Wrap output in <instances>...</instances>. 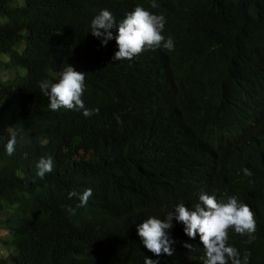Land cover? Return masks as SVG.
Returning a JSON list of instances; mask_svg holds the SVG:
<instances>
[{"label": "trees", "instance_id": "1", "mask_svg": "<svg viewBox=\"0 0 264 264\" xmlns=\"http://www.w3.org/2000/svg\"><path fill=\"white\" fill-rule=\"evenodd\" d=\"M151 3L0 0V245L11 251L0 264H144L145 256L204 264L199 234L190 238L175 219L171 256H155L137 232L144 220L166 219L201 193L250 206L254 239L231 242L249 264H264V161L247 160L252 176L235 182L238 169L228 168L236 129L253 113L239 108L264 91V0ZM138 5L165 16L162 35L175 48L116 61L115 39L102 45L91 21L107 9L118 26ZM67 65L86 73L82 99L98 114L49 108L39 82H57ZM263 133L264 111L256 129ZM12 134L17 143L8 155ZM41 157L54 161L44 179L36 175ZM89 188L93 195L79 207Z\"/></svg>", "mask_w": 264, "mask_h": 264}, {"label": "clouds", "instance_id": "2", "mask_svg": "<svg viewBox=\"0 0 264 264\" xmlns=\"http://www.w3.org/2000/svg\"><path fill=\"white\" fill-rule=\"evenodd\" d=\"M152 8L158 7L156 0H152ZM166 18L162 14H153L142 6L126 15L117 26L113 14L107 10H101L91 21V34L101 38L102 45L115 39L118 51L115 53L116 61L129 60L139 56L146 49L155 50L163 48L166 51H173L175 44L172 38H165L162 32L165 28ZM118 28V34L113 35L112 29ZM103 30V31H101ZM86 73L77 71L73 66L67 65L59 73L57 82L44 79L39 82L43 94L49 98V108L52 111H59L61 108L74 111H82L85 117L98 114L99 109H89L82 99L85 92ZM251 100V106H247L249 100L244 99L240 106V114H251L250 119L242 122L236 129V137L230 145L228 168L238 169L236 175L230 180L233 182L240 179L245 180L252 176V172L245 168L247 160L261 158L264 161V133L256 134V129L261 125L264 111V91L258 92ZM17 143L16 134H12L6 144L8 155L15 151ZM258 148L260 155H252L249 150ZM27 155V154H25ZM36 175L44 179L46 174L51 173L54 168V161L51 157H41L36 165ZM240 167V168H237ZM249 189L248 187L242 190ZM75 191L69 194V199L76 196ZM93 195L92 189H87L79 194V207L86 206L89 198ZM237 196L217 199L215 195L201 193L197 201L188 207L184 203L173 206L166 214V219L150 217L137 226V232L144 246L155 256L162 254L171 256L172 245L175 243L170 238L169 230L173 220L184 225V232L187 236L195 239L199 234L200 241L205 250L204 264H249L250 256L245 254L241 258L239 247L231 242L232 236L249 237L243 239L251 244L257 233V223L253 210L247 204L238 202ZM71 210V209H70ZM74 211V210H72ZM191 249V244H185ZM144 264H159L145 256Z\"/></svg>", "mask_w": 264, "mask_h": 264}, {"label": "rangeland", "instance_id": "3", "mask_svg": "<svg viewBox=\"0 0 264 264\" xmlns=\"http://www.w3.org/2000/svg\"><path fill=\"white\" fill-rule=\"evenodd\" d=\"M1 22L4 23L5 22L4 19H1ZM3 71L4 70L2 68H0V78L3 76ZM17 71L23 72L22 70H17ZM11 72H13L11 74V79H14L15 78V80H17L19 78V75L18 74H15V71L14 70H12ZM3 78L5 79V75H4ZM2 235L3 234L0 233V236H2ZM0 246L2 247V252L0 253V257L9 256V254L11 253V251L7 250V248L5 246H3V245H0Z\"/></svg>", "mask_w": 264, "mask_h": 264}]
</instances>
